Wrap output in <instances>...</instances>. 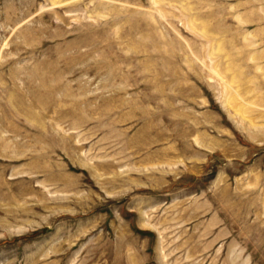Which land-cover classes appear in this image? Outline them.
I'll return each mask as SVG.
<instances>
[{"label":"rangeland","instance_id":"obj_1","mask_svg":"<svg viewBox=\"0 0 264 264\" xmlns=\"http://www.w3.org/2000/svg\"><path fill=\"white\" fill-rule=\"evenodd\" d=\"M0 264H264V0H0Z\"/></svg>","mask_w":264,"mask_h":264}]
</instances>
